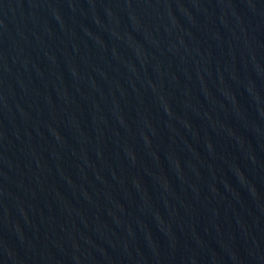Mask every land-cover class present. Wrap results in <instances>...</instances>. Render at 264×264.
Instances as JSON below:
<instances>
[{
	"label": "water",
	"instance_id": "1",
	"mask_svg": "<svg viewBox=\"0 0 264 264\" xmlns=\"http://www.w3.org/2000/svg\"><path fill=\"white\" fill-rule=\"evenodd\" d=\"M0 264H264V0H0Z\"/></svg>",
	"mask_w": 264,
	"mask_h": 264
}]
</instances>
